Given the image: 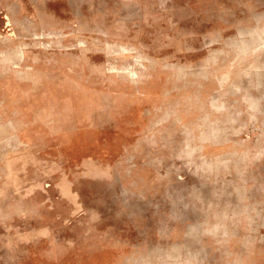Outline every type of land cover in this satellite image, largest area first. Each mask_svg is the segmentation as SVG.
Here are the masks:
<instances>
[{
	"label": "rangeland",
	"instance_id": "1",
	"mask_svg": "<svg viewBox=\"0 0 264 264\" xmlns=\"http://www.w3.org/2000/svg\"><path fill=\"white\" fill-rule=\"evenodd\" d=\"M0 264H264V0H0Z\"/></svg>",
	"mask_w": 264,
	"mask_h": 264
}]
</instances>
